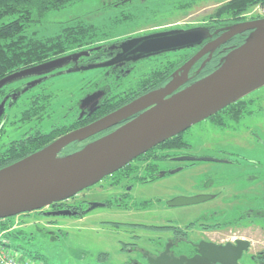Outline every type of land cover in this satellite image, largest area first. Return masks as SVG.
<instances>
[{
  "label": "flooded vegetation",
  "instance_id": "flooded-vegetation-1",
  "mask_svg": "<svg viewBox=\"0 0 264 264\" xmlns=\"http://www.w3.org/2000/svg\"><path fill=\"white\" fill-rule=\"evenodd\" d=\"M212 21L214 23H206L204 25V29L208 30V37L198 44L162 50L139 58L130 56L121 62L110 65L114 66L119 63H122V65L132 64L139 60L166 57L165 62L160 63L161 66L159 68L156 66L152 73L150 71L144 76L143 81H145L146 85H142L136 91L131 92L129 89L115 95L111 93L112 88L110 91L106 90L108 89L107 85H104L103 88L97 87L91 92H85L73 105H69L61 117L66 123L60 125L58 130L56 127H51L48 131H42L39 127L29 131L23 138L12 139V141H8L7 145H1L0 160L5 162L14 160L9 164L4 162L3 164L6 165L2 164V166H8L20 160V157L26 151H30L28 150L30 147L28 148L25 145L28 142H33V147L38 150L40 149L41 141L46 143L45 146H47L74 130L97 122L137 98L165 88L170 80L180 79L184 74L188 61L207 44L221 37L222 34L228 31V27L232 25ZM238 22H242V20ZM178 31L184 30L159 28V30L151 33L140 34L135 39H132V37L136 36H127L124 41L121 42L120 40L114 43V46L108 48L112 50L111 53L98 49L99 47L96 48V46L95 48L94 46H87L64 56H72L73 58L69 62L76 59L77 66L81 65L82 69H84L93 64V60H96V63H106L122 56L143 39ZM250 32L245 31L228 38L226 37L224 42L220 41L219 44L209 48L189 69L184 79L185 82L166 97L178 93L215 71L222 63L224 56L243 43L240 37L243 35L248 36ZM106 40L109 39L103 41ZM183 50L187 52L183 53V55L174 56V59L168 58L169 54L178 53V51L183 52ZM184 54L190 55L184 58ZM80 59L82 64H80ZM46 73L31 74L35 75L31 81H24L20 84L17 81L21 77L16 78L0 89V128L2 131L7 125V109H12L19 101H23L22 106L24 108L21 111L20 124L17 125V131L21 129V123L23 125L25 123H33L32 120L25 122L23 118L24 112L28 109L29 112L32 109L36 112L32 116L33 120L37 118L36 121L41 120L42 122L45 115L48 114V111L42 107L44 105L41 104V95L46 94L39 92L33 97L23 98V96L31 89L39 87L43 82L38 84V80L41 77H45ZM112 80L115 83L114 77ZM251 93L253 91L238 100L245 102L242 105H236L230 109L232 104L238 102L236 101L206 118L210 123L209 128L220 127L230 131L231 143H234L238 149L242 150L245 148L247 139H250L251 136L256 137L258 133L252 130L250 135L248 131H245L246 134L244 135L242 131L237 132L226 125L229 121L240 123V125L244 124L247 117L250 118L256 114L253 109H246L254 104L253 99H247ZM145 110L146 108L108 128L71 142L62 148L57 153V156L63 157L81 150L86 145L112 133L122 125L135 119ZM28 117H31L30 113ZM188 129L175 135L180 137L182 141L180 146L173 148L163 146L167 139L132 159L112 174L103 177L98 183L85 188L69 199L50 204L48 212L67 210L71 214L66 216L85 217L91 209L97 207V204L95 205L93 201L87 199L86 194L78 196L87 189L99 184V188H96L95 193H92L102 199L101 203L99 202L98 204L99 206L117 207L123 213L138 215L140 219H143L146 214L152 215L150 221L114 222L115 224L131 226L129 229H132V233L128 235L132 238L129 242L130 246H122L121 248L131 252V254L134 252L139 254V260L144 263L149 262L146 254L159 255L167 249L174 256L183 255L192 258L212 252L215 246L221 248L227 245L238 246L239 242L242 241L246 242L245 247L247 248L243 250L238 263L264 264V171L257 168L256 164L250 163V161H253L252 158L255 152L229 151L226 152L224 157H212L213 160L183 159L186 157H211H198L191 154L173 152L190 145L185 139V132ZM247 130L250 129L248 128ZM196 161H215L228 166L189 171V167L195 166ZM253 163L255 162L253 161ZM175 175L180 176L176 179ZM177 197L196 198V201L190 204L172 205L171 201Z\"/></svg>",
  "mask_w": 264,
  "mask_h": 264
},
{
  "label": "rangeland",
  "instance_id": "rangeland-1",
  "mask_svg": "<svg viewBox=\"0 0 264 264\" xmlns=\"http://www.w3.org/2000/svg\"><path fill=\"white\" fill-rule=\"evenodd\" d=\"M112 1L84 0L68 8L49 12L40 22L30 24L28 33L35 32L39 37L53 36L59 33L67 22L82 18L111 34L109 40H102L91 45L111 53L112 50L108 48L120 40L124 41L127 36H136L132 37L135 39L140 34L151 33L159 28H178L184 31L189 28H205L206 23H214L210 15L227 0H146L139 5H131L126 10L136 15L135 21L124 19L120 22L118 20L123 17L122 10L104 6ZM14 17V15H7L1 18L0 25L9 22ZM256 19H264V7L261 5L252 7L242 15V22ZM221 23H228V21L223 20ZM185 52L187 51H178L180 54L173 52L168 58L174 59V56L183 55ZM190 54H184V58L189 57ZM165 60L166 57H160L159 59L139 60L132 64L119 63L114 66L109 65L110 67L90 68L99 64L93 60L96 64L93 63L82 69L81 65L77 66L75 59L51 70L46 73L45 77L38 80V84L43 82L39 87L31 89L23 96V98L33 97L39 92L46 94L41 95V104L44 105L42 107L48 111V114L42 122L41 120L36 121L37 118L33 120L32 117L36 114L35 110L32 109L29 112L28 109L24 112L23 118L25 122L32 120L33 123H25V125L21 123V129L17 131L21 111L24 108L23 101H19L12 109H7V125L5 124L3 131L0 128V146L7 145L12 139L23 138L29 131L39 127L42 131H48L51 127H56L58 130L60 125L66 123L61 119L65 110L87 91L91 92L97 87L103 88L104 85L108 87L106 90L110 91L112 88L111 93L115 95L129 89L131 92L136 91L137 88L146 85L143 81L144 76L150 71L152 73L156 66L159 68L160 63H164ZM81 61L80 59V64H82ZM34 76L31 74L22 76L17 83L31 81ZM113 77L115 83L112 82ZM247 99H253L254 104H249L250 106L246 104L248 106L246 109H253L256 114L250 118L246 116V122L243 121L244 124L241 125L230 121L227 125L225 124L237 132L242 131L244 135L245 131H248L249 135L252 130L258 133V137L251 136L252 138L247 139L243 150L231 143L230 131L220 127L209 128V120L205 119L185 132V139L190 145L173 152L215 158L224 157L229 151L255 152L252 158L255 163L253 161L250 163L256 164L257 168L264 171V86L254 90ZM29 113L31 117H28ZM248 128L250 130H247ZM25 145L30 147L28 150L33 149L34 146L33 142ZM54 158L60 157L56 155ZM4 162L0 160V167ZM227 166V164L215 161H196L195 166L189 167V171ZM175 176L177 179L180 175ZM96 188H99V184L78 196L86 194L87 199L97 204V207L91 209L85 217L46 214L50 213L48 212L50 205L44 206L42 210L10 217V220L14 221V228L23 231L19 239L12 241V252L23 256L32 264H150L140 261L139 254L135 252L131 254L121 248L130 246L129 242L132 238L128 235L132 233V229H129L131 226L127 224H115L114 222L150 221L152 215L146 214L142 216L143 219H140L138 215L123 213L117 207H101L98 204L102 199L92 194L95 193Z\"/></svg>",
  "mask_w": 264,
  "mask_h": 264
},
{
  "label": "water",
  "instance_id": "water-1",
  "mask_svg": "<svg viewBox=\"0 0 264 264\" xmlns=\"http://www.w3.org/2000/svg\"><path fill=\"white\" fill-rule=\"evenodd\" d=\"M245 31L251 32L244 43L224 56L215 71L178 93L166 97L185 82L189 69L209 48L220 41L224 42L226 37ZM207 37L208 30L195 28L146 38L122 56L90 68L116 64L130 56L139 58L162 50L192 46ZM72 58L59 57L11 73L0 79V88L16 78L46 73L61 67ZM262 86H264V19L241 22L229 27L221 37L207 44L188 61L180 79H174L165 88L148 93L97 122L74 130L42 150L1 168L0 219L42 210L46 205L69 199L142 153ZM145 108L146 110L138 117L112 133L79 151L54 158L71 142L108 128ZM183 159L213 160L212 157ZM195 201L196 198L177 197L171 204H190ZM47 214L68 215L71 212L59 210ZM245 246L246 242L242 241L238 246L227 245L222 248L215 246L212 252L192 258L174 256L168 252L169 249L159 255L146 254V257L150 264H239L238 260L243 250L247 248Z\"/></svg>",
  "mask_w": 264,
  "mask_h": 264
},
{
  "label": "trees",
  "instance_id": "trees-1",
  "mask_svg": "<svg viewBox=\"0 0 264 264\" xmlns=\"http://www.w3.org/2000/svg\"><path fill=\"white\" fill-rule=\"evenodd\" d=\"M82 1L84 0H0V19L7 15L15 16L9 22L0 25V79L16 71L48 62L108 39L111 34L104 32L100 26L82 18L67 22L60 32L53 36L39 37L35 32L28 33L30 24L40 22L49 12L62 10ZM142 1L146 0H113L104 6L105 8L122 10L123 17L118 22L124 19L135 21L136 15L131 14L130 11L126 12V10L129 6L139 5ZM256 5L264 7V0H227L217 7L210 18L220 24H222L221 21L227 20V24L233 26L241 23L238 21L242 20V15ZM247 37V35L240 37L241 42L244 43ZM243 103L245 102L240 100L232 104L230 109ZM181 144L180 137L175 136L164 142L163 146L173 148ZM45 145L46 143L41 141L40 149L36 150L37 148L33 147L32 150L26 151L20 158H26L42 150L46 147ZM12 161L14 160L8 161L6 164ZM14 227V221L10 220V217L0 219V233H3L8 239L7 247L10 250L13 248L12 241L19 239L23 232L22 230H16Z\"/></svg>",
  "mask_w": 264,
  "mask_h": 264
},
{
  "label": "built area",
  "instance_id": "built-area-1",
  "mask_svg": "<svg viewBox=\"0 0 264 264\" xmlns=\"http://www.w3.org/2000/svg\"><path fill=\"white\" fill-rule=\"evenodd\" d=\"M8 239L0 233V264H32L21 256L14 254L8 247Z\"/></svg>",
  "mask_w": 264,
  "mask_h": 264
}]
</instances>
